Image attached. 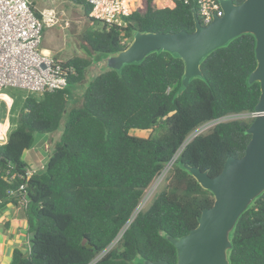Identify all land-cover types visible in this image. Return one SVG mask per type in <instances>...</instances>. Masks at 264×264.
Masks as SVG:
<instances>
[{
  "label": "trees",
  "instance_id": "1",
  "mask_svg": "<svg viewBox=\"0 0 264 264\" xmlns=\"http://www.w3.org/2000/svg\"><path fill=\"white\" fill-rule=\"evenodd\" d=\"M73 1L99 23L85 35L96 58L124 49L137 31L194 30V7L176 0H136L120 28L90 17L88 3ZM255 45L254 35L243 33L213 49L200 61L202 75L191 77L187 86L183 60L176 53L152 51L119 70H101L81 103L70 109L69 87L94 61L81 56L64 61L74 69L67 86L26 96L17 125L0 145V169L18 174L11 180L0 176L1 208L16 203L7 191L24 181L19 177L27 170L23 154L35 134L63 126L43 168L26 181L30 251L24 255L15 248L9 264H143L144 259L175 264L177 251L167 235L189 232L213 203L212 192L185 165L219 173L227 159L243 154L251 120L218 122L188 138L208 121L254 111L260 96L259 82H249ZM132 129L153 133L138 137ZM181 146L167 184L131 220L145 189ZM120 232L118 242L93 263ZM230 241L229 264H264V191L240 214Z\"/></svg>",
  "mask_w": 264,
  "mask_h": 264
},
{
  "label": "water",
  "instance_id": "2",
  "mask_svg": "<svg viewBox=\"0 0 264 264\" xmlns=\"http://www.w3.org/2000/svg\"><path fill=\"white\" fill-rule=\"evenodd\" d=\"M222 16L201 25L192 9L194 30L187 32H135L127 47L115 54L100 56L99 69L119 70L124 64L138 62L152 51L176 53L184 62L183 85L193 76H201V59L233 37L251 33L256 40V66L249 82L257 81L260 96L256 116L247 127L250 139L243 154L225 161L216 175L198 167L185 168L213 194V203L202 210L197 225L179 238L167 235L175 246V264H229L230 232L240 214L264 191V0H220ZM143 264H170L163 259H144Z\"/></svg>",
  "mask_w": 264,
  "mask_h": 264
},
{
  "label": "built area",
  "instance_id": "3",
  "mask_svg": "<svg viewBox=\"0 0 264 264\" xmlns=\"http://www.w3.org/2000/svg\"><path fill=\"white\" fill-rule=\"evenodd\" d=\"M82 1L91 6L90 17L117 28L126 25L125 17H128L136 9L134 4L137 2L136 0ZM158 1L165 4L171 0ZM176 1L193 6L201 25H207L214 17H219L223 14L220 0ZM37 14H41L42 17ZM46 15L44 11L38 12L31 0H0V94L8 87L22 89L28 96L30 94L60 90L67 86L68 75L74 73L73 67L64 65L63 60L55 58L50 50L46 53L44 48L41 47L42 29L48 22L53 21L52 19H48L49 21L45 19ZM241 114L253 119L257 113L251 111ZM230 119H233V116H224L208 121L196 128L188 140L197 134L207 132L216 123ZM3 125H5V122L0 120V145L7 141L9 132L7 126L2 129ZM182 148L181 146L176 151L155 179L160 180L161 178L159 177L166 173L168 174ZM32 173H34L33 170L27 169L25 175L19 174V177L23 178L24 181L18 187L7 191L10 197L16 198V205L24 211L27 210L29 205L26 181ZM17 175L11 168L0 169V176L6 180H11ZM146 189L131 220L144 208L150 199L151 192ZM121 234L122 232L103 251L97 254L92 262L94 263L108 252L118 242ZM27 248L28 254L30 251L29 243H27Z\"/></svg>",
  "mask_w": 264,
  "mask_h": 264
},
{
  "label": "rangeland",
  "instance_id": "4",
  "mask_svg": "<svg viewBox=\"0 0 264 264\" xmlns=\"http://www.w3.org/2000/svg\"><path fill=\"white\" fill-rule=\"evenodd\" d=\"M31 1L35 5L37 10H46L47 15L44 17L45 19L53 20L52 22H48V24L45 25L42 29L41 47L48 48L55 58L63 61H66L73 56L88 57L93 61H96L99 58H96V54H90L88 52V49L86 48L87 44L85 41V35L87 31L97 28L99 23L92 21L88 18V16L85 15L82 5L74 2L73 0ZM134 6H137V2H135ZM40 16L42 17L41 14ZM100 73L101 69H99L97 63L94 62L85 70L82 80L80 82L73 83L69 87V98H77L78 95H83L90 82ZM7 90L12 95H19L24 92V90L13 87H8ZM70 101L73 102L72 100ZM20 108L21 100H16L11 107V112L9 115V122L11 127H15L17 125V114ZM233 119L251 120L249 117H245L244 114L234 115ZM62 130L63 126L61 125L59 126L57 131L62 132ZM152 133V131H140L137 129L130 130V134L138 137H147ZM40 134L42 133H37L35 134V136ZM35 136L33 143L37 141ZM40 144L41 142L37 143L36 145L38 146ZM40 155L44 156V152L42 149L40 150ZM46 155L47 153L45 152V156ZM32 162V166H38L41 161L38 158H34ZM166 175L167 173L159 177L161 178L160 180L157 178L153 180L150 187L148 188L151 192L150 199L144 206V208L149 205L154 195L160 189H162L165 184H167L168 180L166 179Z\"/></svg>",
  "mask_w": 264,
  "mask_h": 264
},
{
  "label": "crops",
  "instance_id": "5",
  "mask_svg": "<svg viewBox=\"0 0 264 264\" xmlns=\"http://www.w3.org/2000/svg\"><path fill=\"white\" fill-rule=\"evenodd\" d=\"M37 11H44V13H46V10ZM26 95L27 93L25 91L19 95H12L8 92L7 88H5L0 94V120L7 124L9 131L14 128L10 126L9 122L11 107L16 100H21V108L18 110L17 114L19 115ZM81 96L78 95L77 98H69L67 104L68 108L70 109L79 105L81 103ZM60 134L61 132L56 130L51 133L35 136L37 141L34 142L33 145L23 154V161L26 163L27 169L33 170L35 172L43 168L48 158L50 147H52L54 143L59 140ZM39 142H41V148L40 145H36ZM41 149L44 152V156L40 155ZM45 152L47 153L46 156ZM34 158H38L41 161L38 166L31 165ZM29 241L30 234L28 232L26 212L20 209L15 202H5V204H3L0 208V264H9L13 250L15 248L22 249L24 251V255H26L28 249L27 243H29Z\"/></svg>",
  "mask_w": 264,
  "mask_h": 264
},
{
  "label": "bare ground",
  "instance_id": "6",
  "mask_svg": "<svg viewBox=\"0 0 264 264\" xmlns=\"http://www.w3.org/2000/svg\"><path fill=\"white\" fill-rule=\"evenodd\" d=\"M47 12H48V11H47ZM48 13H49V12H48ZM44 50H45L46 53L49 52V49L44 48ZM6 126H7V124L5 123V125H3V128H2V129H4Z\"/></svg>",
  "mask_w": 264,
  "mask_h": 264
}]
</instances>
